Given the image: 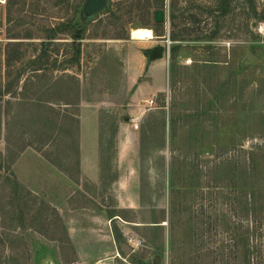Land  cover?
<instances>
[{"label": "rangeland", "instance_id": "obj_1", "mask_svg": "<svg viewBox=\"0 0 264 264\" xmlns=\"http://www.w3.org/2000/svg\"><path fill=\"white\" fill-rule=\"evenodd\" d=\"M154 1L108 0L110 11L94 16L73 41L61 26L76 22L84 0H0V108L7 114L0 134V264H264L253 218L231 216L227 206L228 186L241 185L247 196L252 169L261 170L264 157V0H233L224 17L211 12L215 0H165L159 24L148 12ZM137 28L153 38L132 39ZM184 28L191 35L183 36ZM167 31L178 36L169 47ZM154 47L161 48L162 71L151 70L158 92L144 53ZM128 52L147 62L138 76L127 73ZM82 105L98 115L96 183L79 174L75 121ZM88 117L85 149L93 145ZM6 139L31 146L11 165ZM132 149L139 155L135 173ZM7 167L23 189L24 215L2 179ZM134 195L137 205L129 209ZM82 213L93 216H76ZM114 213L125 223H110ZM73 223L97 234L78 240L112 251L76 252L67 232ZM235 235L243 241L237 248Z\"/></svg>", "mask_w": 264, "mask_h": 264}, {"label": "trees", "instance_id": "obj_2", "mask_svg": "<svg viewBox=\"0 0 264 264\" xmlns=\"http://www.w3.org/2000/svg\"><path fill=\"white\" fill-rule=\"evenodd\" d=\"M233 0H215L214 5L211 8V12L212 13H216L218 14L219 17H224L226 13H228L231 3ZM165 6V0H155L152 3H149L148 6V12L150 14L151 11H156V10H160V9H164ZM78 8V6H77ZM76 8V9H77ZM106 11L109 12L110 11V7L107 6ZM153 12V13H154ZM168 13L169 15H167V17H169L172 21L175 20V10L173 5L169 4L168 5ZM159 24V23H158ZM62 30H60V33H62L63 31L69 30L71 31V38L73 41L78 40L80 34L82 33L83 29H84V25L81 24L80 20H79V12H78V17L75 23H66L64 25L61 26ZM182 35H191L190 33H192L191 31H189V29L184 28L182 29ZM171 36V37H170ZM169 36V40L172 41H177L178 40V36L175 33H172V35ZM160 49V55H161V48ZM150 52V51H149ZM149 52H144V53H148ZM80 56V49L77 48L76 50V54L74 56V62H76L78 60ZM148 57V55H147ZM8 62V63H7ZM11 66V61H6V65L4 66L7 70V68H10ZM5 76L7 77V74H5ZM66 77V76H64ZM63 79V78H62ZM8 91V90H6ZM8 93V92H6ZM3 98L4 95L0 94V101L3 102ZM71 105L70 103H66V106ZM18 111L21 112V110L23 108H21L23 105L22 103H18L16 104ZM20 107V109H19ZM162 107H164V105H162ZM49 111H51L52 113H55V110L53 108H48ZM6 113L1 111L0 108V134L3 131L4 126L6 125L7 127V120H6ZM54 119L56 121V118H60L59 114H55L53 115ZM57 116V117H56ZM54 120L51 119V123H53ZM56 123V122H55ZM76 135H77V139H78V132H79V117L77 115L76 117ZM172 124V122H171ZM60 125V124H59ZM5 130V129H4ZM115 135V130L112 131V135H111V140L114 138ZM12 142L9 141V139H6V156L10 157V165L13 164L16 159L19 157V155L25 150L26 147H29L30 144H26L24 142H22L21 140V144H11ZM31 147V146H30ZM78 141H77V147H76V154H78ZM15 150V152H14ZM260 158V157H259ZM258 157L254 158V162H256L257 160H259ZM262 163V168L259 171H256L255 168L252 169V173L249 176V180H251V186H250V190L249 193L247 194V196H244V193H242L241 189V185L235 183L234 186H228V188L233 189V192L230 194L229 196V200H228V210L231 214V216H241L242 212L245 213L246 216H251L252 222L254 224V226L252 225V230L253 231V236H254V241L258 244L259 247H263V250H261L260 252L264 254V157H262L261 160ZM7 174L2 177L3 181L5 184L10 183L11 184V194L16 198L17 201V210H18V214H23L24 215V211L25 208H27L26 203L23 201V197L19 194L21 192L22 187L21 185L16 182L14 180V177L12 176V174L10 173V168L7 167L6 168ZM218 172L221 174V172L218 170ZM244 175V174H243ZM232 177H236V175H232ZM241 178V176H237V179L239 181V179ZM261 180V183L259 186H257L255 183L256 181ZM8 185V184H7ZM234 189H239V192L235 191ZM226 205V204H225ZM172 212H174V207L172 206ZM53 213L55 214V217H57L56 212L53 211ZM258 216V218L256 217ZM263 216V217H260ZM20 218H24L23 216H18ZM33 227V226H31ZM234 230H238V229H234ZM236 239V242H234V246L235 248H237L238 246L240 247L242 244V240H241V236L235 235L232 237V240ZM234 253V251H233ZM235 253H238L237 250L235 251ZM247 253L248 250H247ZM248 256V254H246Z\"/></svg>", "mask_w": 264, "mask_h": 264}, {"label": "crops", "instance_id": "obj_3", "mask_svg": "<svg viewBox=\"0 0 264 264\" xmlns=\"http://www.w3.org/2000/svg\"><path fill=\"white\" fill-rule=\"evenodd\" d=\"M145 51H148V50H145ZM127 56H128V58H127V60H128V64H127L128 75L129 76L140 75L141 71H143L145 66L147 65V62H149L148 59H147V62H145L146 60L144 59V57L139 56L138 61H137L136 57L135 56L132 57L129 52L127 53ZM157 61L160 63L159 65L154 64ZM149 63H151V64L147 65L146 67H147V72L149 73V77L152 80L151 88L155 92L161 91V86L159 87L158 85L153 84L155 78L152 75L151 70L153 68H157V67L160 68L161 67L160 69L162 71V64H161L159 59L151 61ZM90 107L93 108L92 106L82 105L81 109H80V116H79V119H80V121H79V125H80V129H79V132H80V134H79L80 148H79V166L78 167H79V174H80L81 179L87 178L90 181H92L93 183H96V180L98 179V177H100L99 175H100V171H101L100 166H99L100 152L98 149V115L94 111L91 113V111L88 110V108H90ZM85 116H87V117L90 116V117H88L89 122L87 120V124H93V130H92V135H91L92 137L89 138V141H91V140L93 141V145L90 144V146L87 147L86 149L84 148L85 144L82 141V126H83ZM133 137H134V135H132V138ZM120 154H121V150L118 149L117 153H116V158L120 157ZM127 156L130 158V161L128 160L129 163H131V169L130 170H132V173H135V171H137L136 167L138 164V156H139L138 150H136V149H134V150L132 149L131 151L129 150L127 153ZM120 165L121 164L119 163L116 166L117 171H119L121 169ZM118 183H119V181H118ZM137 200H138L137 196L135 197V195H134V199L131 203L132 205L129 206L128 208L133 209L134 206L137 205ZM102 212H103V210H100V211L96 212V214L100 213L99 216H102L101 215ZM105 212L106 211L104 208V213ZM82 215L83 216H93V215H89L88 213H86V214L82 213L81 215L76 214V216H82ZM95 216H97V215H95ZM116 220L122 221L121 217L116 213H114V214L110 215V217H108V221L110 223L114 222ZM109 222H108V224H109ZM122 222L125 223L124 221H122ZM67 232H68V237H69L68 240L70 241V243H72L76 252H78L80 254L86 253V252L99 253V252H110V251H112L109 249V248H111V247H109V244L104 249L102 247L103 245L101 247L92 246V245L88 244L87 242H85L86 240L83 241L81 239V241H83V242L78 240L77 237H82V238L95 237L97 234L94 232V228H92V230H91L89 228L82 227V226L78 225L77 223H75V224L73 223V224L67 225ZM111 236H112V245H113L114 249H116L118 247V238L115 239L113 233H111ZM108 237H109V234L106 233V238L108 239ZM90 247H91V249H90ZM115 258H116V255L114 253L113 259H115Z\"/></svg>", "mask_w": 264, "mask_h": 264}, {"label": "water", "instance_id": "obj_4", "mask_svg": "<svg viewBox=\"0 0 264 264\" xmlns=\"http://www.w3.org/2000/svg\"><path fill=\"white\" fill-rule=\"evenodd\" d=\"M108 0H84L79 11V20L82 25L87 24L97 14L101 13L107 8ZM166 13L164 9L156 10L153 13V21L155 23H165ZM160 58L159 47H154L148 54V61H154ZM251 57L247 55V60ZM42 264H54L50 259L45 260Z\"/></svg>", "mask_w": 264, "mask_h": 264}, {"label": "bare ground", "instance_id": "obj_5", "mask_svg": "<svg viewBox=\"0 0 264 264\" xmlns=\"http://www.w3.org/2000/svg\"><path fill=\"white\" fill-rule=\"evenodd\" d=\"M131 37L134 40L145 41V40L152 39L153 34L149 29L137 28V29L132 30Z\"/></svg>", "mask_w": 264, "mask_h": 264}, {"label": "built area", "instance_id": "obj_6", "mask_svg": "<svg viewBox=\"0 0 264 264\" xmlns=\"http://www.w3.org/2000/svg\"><path fill=\"white\" fill-rule=\"evenodd\" d=\"M168 19V17H167ZM170 41H169V32L167 31V46L169 47Z\"/></svg>", "mask_w": 264, "mask_h": 264}]
</instances>
